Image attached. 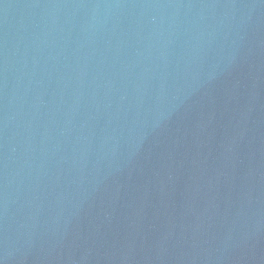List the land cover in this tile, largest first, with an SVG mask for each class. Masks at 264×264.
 <instances>
[{
	"label": "water",
	"instance_id": "obj_1",
	"mask_svg": "<svg viewBox=\"0 0 264 264\" xmlns=\"http://www.w3.org/2000/svg\"><path fill=\"white\" fill-rule=\"evenodd\" d=\"M0 264H264V0H0Z\"/></svg>",
	"mask_w": 264,
	"mask_h": 264
}]
</instances>
